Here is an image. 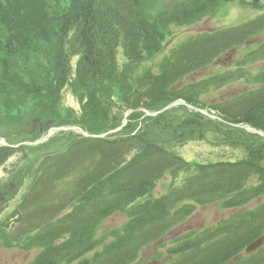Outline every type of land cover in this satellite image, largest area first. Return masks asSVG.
<instances>
[{
    "label": "trees",
    "instance_id": "obj_1",
    "mask_svg": "<svg viewBox=\"0 0 264 264\" xmlns=\"http://www.w3.org/2000/svg\"><path fill=\"white\" fill-rule=\"evenodd\" d=\"M220 2L176 0L155 13L146 0H0V136L33 141L48 121L101 133L119 126L131 110L125 126L102 139L67 131L36 146L0 148V165L16 152L24 162L10 171L16 184L28 181L22 208L14 210L19 221H27L17 248L39 249L26 264H136L144 247L197 206L214 202L238 211L173 238L156 255L167 256L163 264H226L264 235V200L248 207L264 198V138L184 106L154 117L138 110H157L181 98L226 122L264 132V62L253 78L243 71L247 63L264 61V42L239 55L236 71L224 68L182 82L264 30V12L242 29L194 33L164 49L173 27L212 15ZM249 4L264 8L259 0ZM157 55L154 72L145 62ZM240 80L259 87L239 93L235 103L200 100L203 93ZM64 91L75 98L78 111L60 107ZM208 134L216 144L238 149L240 158L196 163L174 151ZM166 175L172 178L167 192L153 197ZM61 182V193L49 194ZM66 207L70 210L62 213ZM44 208L56 213L41 222ZM114 213H122L125 222L98 234ZM3 226L0 238L6 240ZM231 264H264V244Z\"/></svg>",
    "mask_w": 264,
    "mask_h": 264
},
{
    "label": "rangeland",
    "instance_id": "obj_2",
    "mask_svg": "<svg viewBox=\"0 0 264 264\" xmlns=\"http://www.w3.org/2000/svg\"><path fill=\"white\" fill-rule=\"evenodd\" d=\"M176 0H146L148 8L151 12H159L168 6L171 2ZM253 0H221L218 11L209 17L203 18L201 21L190 25L182 27H173V37L166 36L164 43L167 42V46L164 49H168L171 45L176 42L184 39L186 36H189L194 33L212 31L214 29L220 28V31L231 32L235 28L242 29L241 26H238L241 22L249 23L256 16L263 15V9H254L249 3ZM259 4H262L264 7V0H259ZM244 30L247 27L243 28ZM264 42V30H260L256 37H252L247 41H244L239 48L232 54L230 57L229 63H218L215 65L212 63L210 66L198 70L192 74L187 75L182 78V82H193L204 79L216 71H221L224 68L229 69L230 71H236L235 60L239 59V55L244 52L255 50L258 45ZM165 51V50H164ZM228 51L221 53L219 58H224ZM161 55H157L153 60L145 62L146 66L152 65L154 72L157 71L156 64L160 59ZM262 60L256 61L253 64L247 63L243 66L245 74H249L248 78H253V72L262 67ZM242 68V69H243ZM259 85L245 83L244 80L238 82H233L227 86H223L219 90H210L209 92L203 93L200 96V100L205 103H214L216 101L227 100L230 103H235L236 96L239 93H245V91L254 90ZM237 101V100H236ZM62 109L70 107L73 110L78 111L79 105L75 98L67 91H64L62 94ZM3 129V128H1ZM212 135L208 134L207 138L202 141H190L186 144L175 148V152L184 160L188 162L196 163H215L217 161L230 160L234 161L240 158L242 154L238 149H231L223 145H218L212 140ZM17 149V148H16ZM21 152L13 153L4 163L0 165V191L2 189L6 190L4 184L10 183L12 180L13 172L10 171L14 167L23 166L24 162L20 161ZM182 175H180L174 182L178 184ZM172 178L166 175L164 178L159 180L154 189L152 190L153 197H160L167 192L169 184L171 183ZM28 181H25L19 188H8L7 192H4V196L0 197V223L5 225L3 228V234H7L9 238L3 240L0 238V264H26L28 263L33 256L36 254L37 249L32 248L29 252L22 251L20 248H17L16 240L20 238L19 231L27 227V221H19L16 216H11L13 209L16 206H19L21 209V199L23 198L24 191ZM64 183L53 184L50 188L49 194L52 193H61ZM264 200V198H258L253 200L248 207H253L257 202ZM70 210V208H65L62 213ZM238 211L237 209H223L217 203H211L203 206H197L196 209L182 222L174 225L163 238L147 245L139 253V260L136 264H148L153 257H156L158 252L163 253L166 248L169 247L170 242L173 238L177 237L182 233H186L190 230H201L205 226L217 225L218 222H221L224 218H227L232 213ZM41 212V213H40ZM39 220L43 222L48 221L50 214L56 213L55 210L44 208L40 211ZM126 220V217L122 213H114L109 216L106 220L103 221L102 225L98 228V234L113 228L121 226ZM39 227V226H38ZM1 236V235H0ZM157 243V245H154ZM163 260H167V256L163 254ZM148 262V263H146Z\"/></svg>",
    "mask_w": 264,
    "mask_h": 264
},
{
    "label": "water",
    "instance_id": "obj_3",
    "mask_svg": "<svg viewBox=\"0 0 264 264\" xmlns=\"http://www.w3.org/2000/svg\"><path fill=\"white\" fill-rule=\"evenodd\" d=\"M178 104H183V105L187 106L188 108L193 109V107H192L191 105L185 104L182 100H176V101H174V102L169 103L168 105H166L165 107H163L162 109H160V110H158V111H154V112H146V111H145V114H146V115H150V116H152V115H156V114H158V113H160V112H163V111H165L166 109H168V108H170V107H172V106L178 105ZM198 111L204 113V112L201 111V110H198ZM209 116H210L211 118H214L213 115H209ZM124 123H125V120L123 121L122 125H124ZM48 124L50 125V123H48ZM122 125H121V126H122ZM120 128H121V127H118V128H116V129H112V130H109V131H107V132H103V133H100V134H92V133H89V132H87V131L81 129L79 126H76V125L60 126V127H50V128L48 129L46 135H45L42 139L37 140V141H34V142H23L22 144H26V145H35V144H37V143H39V142H42V141L46 140V139L50 136L51 132H55V131L73 130V131H75V132L80 133V134H81L82 136H84V137H90V138H103V137H105L106 135H108V134H110V133H113V132L119 130ZM242 128H244L245 130H247V131H249V132L255 133V134H257V135H259V136H261V137H264V133H263V132H261V131H259V130H256V129L250 127V126H242ZM0 144H1V145H4V146H9V147H17V146L19 145V144H16V145H10V144H7L3 139H0ZM263 240H264L263 237H259V238L255 239L253 242H251V243L245 248V251H246V252H250V251L255 250L258 246H260V245L262 244Z\"/></svg>",
    "mask_w": 264,
    "mask_h": 264
}]
</instances>
